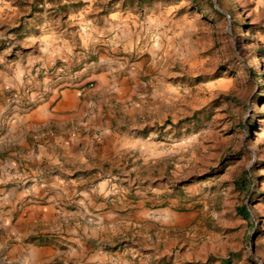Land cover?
Instances as JSON below:
<instances>
[{"label":"rangeland","instance_id":"374dc122","mask_svg":"<svg viewBox=\"0 0 264 264\" xmlns=\"http://www.w3.org/2000/svg\"><path fill=\"white\" fill-rule=\"evenodd\" d=\"M93 56L121 74L137 65L118 99L104 97L118 146L72 171L84 190L105 183L97 209L128 225L104 250L139 264H264V0H0V72L27 64L23 77L49 81ZM245 171L247 194L233 184ZM13 182L0 175V188Z\"/></svg>","mask_w":264,"mask_h":264},{"label":"crops","instance_id":"0c3cea01","mask_svg":"<svg viewBox=\"0 0 264 264\" xmlns=\"http://www.w3.org/2000/svg\"><path fill=\"white\" fill-rule=\"evenodd\" d=\"M61 59L69 64L71 56L63 52ZM129 64L128 74H121L108 57L93 56L71 73L57 70L49 81L23 77L27 64L0 72V164L13 168L0 175L15 181L0 188V264L131 263L122 252L104 250H118L112 237L128 228L115 224L112 206L97 209L94 191L105 183L84 190L72 177L118 146L103 104L110 91L119 98L137 68Z\"/></svg>","mask_w":264,"mask_h":264},{"label":"trees","instance_id":"16d2710c","mask_svg":"<svg viewBox=\"0 0 264 264\" xmlns=\"http://www.w3.org/2000/svg\"><path fill=\"white\" fill-rule=\"evenodd\" d=\"M248 123L251 124V121L249 120ZM250 181H252V175L249 171H245L242 175L233 180V184L239 189H244L245 193L247 194L249 192L248 185L250 184ZM248 200L250 203L251 198L249 197ZM237 211L241 217L245 219L249 218V210L246 206L241 205L239 208H237ZM221 262H225V260H221Z\"/></svg>","mask_w":264,"mask_h":264}]
</instances>
